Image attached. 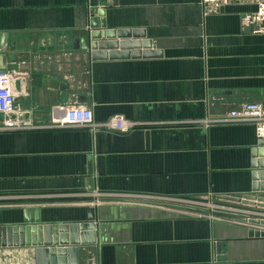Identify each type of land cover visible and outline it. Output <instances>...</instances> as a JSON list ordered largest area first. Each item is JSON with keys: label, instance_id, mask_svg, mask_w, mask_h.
I'll use <instances>...</instances> for the list:
<instances>
[{"label": "crops", "instance_id": "1", "mask_svg": "<svg viewBox=\"0 0 264 264\" xmlns=\"http://www.w3.org/2000/svg\"><path fill=\"white\" fill-rule=\"evenodd\" d=\"M116 1L98 3L105 23L139 33L149 55L94 61L76 44L95 0H0V72L15 92L0 115V227L77 224L93 208L96 244L79 247L80 264H264L253 226L177 211L182 200L264 197L251 191L264 183L251 182L264 161L254 126L212 123L264 107V33L243 25L255 6L206 14L200 0ZM72 107L133 128L57 127ZM11 263L35 264L34 250L1 249Z\"/></svg>", "mask_w": 264, "mask_h": 264}, {"label": "water", "instance_id": "2", "mask_svg": "<svg viewBox=\"0 0 264 264\" xmlns=\"http://www.w3.org/2000/svg\"><path fill=\"white\" fill-rule=\"evenodd\" d=\"M104 4L105 0H95ZM111 6H117L116 0H111ZM89 14V34L82 41L76 39V44H83V49L90 51L92 60L105 59H136L149 55L141 53V50H149L150 43L138 39L141 35L137 32L114 31L104 21L106 11L102 8ZM99 21V22H98ZM76 35V34H74ZM5 35L2 37L1 49L4 45ZM136 39L138 41H128ZM3 44V45H2ZM131 52V53H130ZM258 147H264V140H257ZM256 157L258 150H253ZM264 154V150L259 152ZM254 168L261 169L260 173H251V182L264 179V161L254 162ZM252 192H264L262 186L253 184ZM264 201V197L245 195L242 198L217 197V200L231 201L234 203L249 204L251 200ZM253 204V203H250ZM39 219L24 220V224L0 227V250L11 248H32L34 250L35 264H80L79 247H89L96 244L95 210H88L87 219L84 222L71 225H41ZM246 223V221H242ZM256 223V221H248ZM264 226V221L260 223ZM249 237L264 238V230H249ZM218 252V251H217ZM216 252V254H217ZM217 261V259H215Z\"/></svg>", "mask_w": 264, "mask_h": 264}, {"label": "built area", "instance_id": "3", "mask_svg": "<svg viewBox=\"0 0 264 264\" xmlns=\"http://www.w3.org/2000/svg\"><path fill=\"white\" fill-rule=\"evenodd\" d=\"M229 4L254 5V13L247 15L243 19V25L252 33H264V0H200V6L204 9L206 14L216 13L221 7ZM13 79L14 77L11 73L0 72V115H8L14 110L15 92ZM61 110L63 111V117L60 120L54 121L59 128L80 127L95 130L106 129L118 133H126L133 128L131 123H128L121 117L111 118L106 123L98 126L93 120L91 109L85 107L61 108ZM212 123L219 125H252L255 128L257 140H264V107L260 104H243L239 108L229 111L224 116L213 120ZM8 126L11 125L5 127ZM3 128L0 127V131H4ZM179 204L180 207L200 208L203 206L199 201L188 200H182ZM179 213L188 215L184 214V212ZM195 214L200 215L201 213Z\"/></svg>", "mask_w": 264, "mask_h": 264}, {"label": "rangeland", "instance_id": "4", "mask_svg": "<svg viewBox=\"0 0 264 264\" xmlns=\"http://www.w3.org/2000/svg\"><path fill=\"white\" fill-rule=\"evenodd\" d=\"M99 2H94L92 4L91 11L93 14L94 11L100 10L101 5L98 4ZM253 197H257L256 195H253ZM90 200L87 203H90L92 205L96 204L97 202L100 203V200ZM96 202V203H95ZM201 204H203L202 207H180L177 211L184 212V214H188L186 216H193V217H201V215H210L213 216L222 221H229V222H238L243 223L242 221H246V223L243 224H249L250 226L254 227V230L263 231L264 226H261L260 223L264 221V201H259L257 199L249 201L253 204H248L249 207H244L242 204H229L226 202H223L221 200H199ZM233 203V202H232ZM180 206V204H179ZM195 213H198L200 215H196ZM256 221V223H250L248 221ZM89 259L91 256V252L87 253ZM13 264V263H11Z\"/></svg>", "mask_w": 264, "mask_h": 264}, {"label": "bare ground", "instance_id": "5", "mask_svg": "<svg viewBox=\"0 0 264 264\" xmlns=\"http://www.w3.org/2000/svg\"><path fill=\"white\" fill-rule=\"evenodd\" d=\"M261 186L264 188V183Z\"/></svg>", "mask_w": 264, "mask_h": 264}]
</instances>
